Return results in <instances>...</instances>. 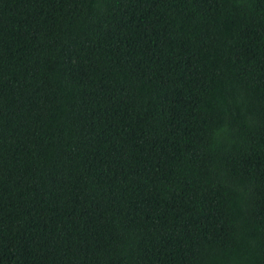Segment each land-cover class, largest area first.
Masks as SVG:
<instances>
[{"label": "trees", "instance_id": "trees-1", "mask_svg": "<svg viewBox=\"0 0 264 264\" xmlns=\"http://www.w3.org/2000/svg\"><path fill=\"white\" fill-rule=\"evenodd\" d=\"M0 264H264V0H0Z\"/></svg>", "mask_w": 264, "mask_h": 264}]
</instances>
